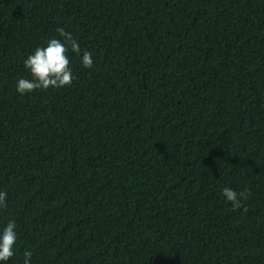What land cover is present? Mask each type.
Here are the masks:
<instances>
[{
  "label": "trees",
  "instance_id": "16d2710c",
  "mask_svg": "<svg viewBox=\"0 0 264 264\" xmlns=\"http://www.w3.org/2000/svg\"><path fill=\"white\" fill-rule=\"evenodd\" d=\"M61 27L92 67L20 95ZM0 191L7 264H264V0H0Z\"/></svg>",
  "mask_w": 264,
  "mask_h": 264
},
{
  "label": "clouds",
  "instance_id": "9594fccd",
  "mask_svg": "<svg viewBox=\"0 0 264 264\" xmlns=\"http://www.w3.org/2000/svg\"><path fill=\"white\" fill-rule=\"evenodd\" d=\"M59 38L50 37L43 46H37L23 60L25 69L30 78L20 77L16 80L15 89L20 95L31 94L36 89H56L70 85L75 78L70 67L69 52L79 57L83 68L93 65L92 53L80 48L79 42L64 28H57ZM82 53V54H81ZM221 195L232 206L239 207L237 193L230 187L221 189ZM6 193L0 191V206L5 204ZM15 220L9 219L0 226V264H7L10 257L15 254V245L18 240ZM32 251L25 250L24 264H31Z\"/></svg>",
  "mask_w": 264,
  "mask_h": 264
}]
</instances>
